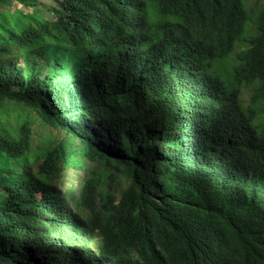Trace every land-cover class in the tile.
<instances>
[{"label":"trees","instance_id":"1","mask_svg":"<svg viewBox=\"0 0 264 264\" xmlns=\"http://www.w3.org/2000/svg\"><path fill=\"white\" fill-rule=\"evenodd\" d=\"M13 1L0 264H264V0ZM84 159L104 168L63 190Z\"/></svg>","mask_w":264,"mask_h":264},{"label":"rangeland","instance_id":"2","mask_svg":"<svg viewBox=\"0 0 264 264\" xmlns=\"http://www.w3.org/2000/svg\"><path fill=\"white\" fill-rule=\"evenodd\" d=\"M30 3L33 4L32 7L29 8L30 11H36L37 7L34 6L36 3L39 7L45 8L47 10L55 9L58 7V3L56 2L57 0H28ZM256 0H251L248 5L250 8H254ZM17 9L19 10H26L27 8L22 6L19 2V0H14L13 4L10 6V10L12 12L16 11ZM48 18H53V13H51ZM227 70L229 71V76H232L233 73H231L230 66L228 64H225ZM253 92L251 90H248L247 88L244 89L243 91V100L244 104L248 106L250 104V99L252 98ZM256 113H257V118L259 121H263L264 119V103L259 104L256 107ZM2 114V113H1ZM257 124V121H256ZM34 131L39 130L38 127L33 126ZM42 132L48 134L50 133L51 135L57 137L58 139L63 137V134L59 133L61 131L58 130H45L42 129ZM85 168H75V167H70L59 174L58 178H61V186H64L63 190L68 189L67 187H72L76 189L77 191H80L81 186L83 182L88 178H94L96 177L97 172L100 169H103L104 167L100 165V163L95 162L92 163L88 161L87 159L83 160ZM107 186V184H105ZM125 187V180L122 175H118L114 177L111 181V189L117 193V195H120L121 191ZM98 204L96 202L95 208H97ZM86 213L88 211L86 210Z\"/></svg>","mask_w":264,"mask_h":264},{"label":"clouds","instance_id":"3","mask_svg":"<svg viewBox=\"0 0 264 264\" xmlns=\"http://www.w3.org/2000/svg\"><path fill=\"white\" fill-rule=\"evenodd\" d=\"M245 89V88H244ZM248 89V88H247ZM249 90V89H248Z\"/></svg>","mask_w":264,"mask_h":264}]
</instances>
